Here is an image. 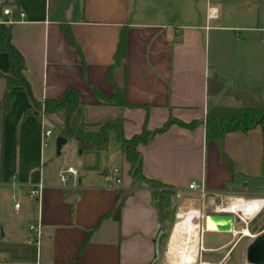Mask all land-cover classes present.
I'll use <instances>...</instances> for the list:
<instances>
[{"label":"crops","instance_id":"obj_1","mask_svg":"<svg viewBox=\"0 0 264 264\" xmlns=\"http://www.w3.org/2000/svg\"><path fill=\"white\" fill-rule=\"evenodd\" d=\"M5 8L11 16L3 15ZM62 25L69 27L82 60ZM2 26H11L34 100L76 92L89 130L119 119L129 138L144 125L161 127L170 117L198 122L193 130L171 125L138 147L144 176L172 186L178 206L195 193L188 190L191 183H202L213 196L256 199L248 202L252 211L254 202L258 208L264 201V121L246 134L225 136L233 173L221 162L217 145L205 141L203 125L208 108L240 105L232 91L264 86V0H2ZM122 27L127 28L125 70L119 67L114 79L121 85L125 74L133 108L100 105L95 95L113 93L106 70ZM8 65L0 53V99ZM212 77L223 83L210 92ZM11 93L10 110L0 116V264H155L160 218L150 190L133 185L114 134L106 151L80 153L73 142L64 153L66 141L57 155L50 139L42 146L39 118L24 115L32 108L25 89L13 87ZM68 167L78 175L61 184L59 174ZM38 182L43 185L39 203L27 197ZM123 190L132 193L123 200L119 222L99 221ZM182 209L174 211L172 222ZM36 222L40 239L28 243V225Z\"/></svg>","mask_w":264,"mask_h":264},{"label":"trees","instance_id":"obj_2","mask_svg":"<svg viewBox=\"0 0 264 264\" xmlns=\"http://www.w3.org/2000/svg\"><path fill=\"white\" fill-rule=\"evenodd\" d=\"M61 30L82 60L80 50L72 38L69 27L62 25ZM126 47L127 28L122 27L112 57V63L106 70V78L112 86L113 93L105 96L99 92H95L98 104L100 105L126 108L135 107L129 104L126 99L125 74L121 85H118L114 79L115 71L119 67L125 68L122 66V63L126 57ZM0 53L6 54L9 63L7 73L3 75L4 91L0 99V116L3 117L10 110L13 101L11 89L13 87H22L25 89L32 105L31 110L26 111L24 115L32 114L38 117L42 108L47 126L57 131V137L73 141L78 152L106 151L110 134L113 133L120 152L129 164V176L132 179L133 185L135 187H146L150 190L153 205L160 218V231L164 232L159 239V246L166 230L164 222L169 216L170 203L175 198L176 192L172 186L161 184L156 180L148 179L144 176L142 172V156L138 147L147 145L156 135L165 133L171 125L175 124L187 130H193L198 122L183 123L170 117L161 127L149 130L144 125L139 134H135L129 138H126L124 135L122 121L119 119L107 120L98 125V130H89L83 118L84 104L80 101L76 92L66 90L60 97L45 99L43 102L34 100L28 82L23 75V57L11 42V26L0 27ZM208 82L210 92L220 89L223 83L222 80L216 77L210 78ZM231 94L240 102V105L236 107L212 106L208 108L203 125L205 141L214 142L217 145L221 162L233 173L232 161L224 152V138L230 133L241 132L246 134L258 126H263L264 86L261 89L250 91L245 89L235 90ZM122 206L123 201L118 197L114 209L102 216L99 221L110 217L115 222H119ZM249 230L253 231L250 228ZM91 233L92 231L86 234V238L80 246L78 254L83 250Z\"/></svg>","mask_w":264,"mask_h":264},{"label":"rangeland","instance_id":"obj_3","mask_svg":"<svg viewBox=\"0 0 264 264\" xmlns=\"http://www.w3.org/2000/svg\"><path fill=\"white\" fill-rule=\"evenodd\" d=\"M1 1L2 0H0V4H1ZM211 53H212V49H210V57L212 56ZM47 129H50V131L52 132L49 147L54 148L56 139H57V131L53 130L52 128L48 126H47ZM71 147H73V141H68V143L63 148V152L65 153V151ZM62 158L63 157H60V160ZM231 197L236 198V196L234 195H232ZM228 200H229L228 196L219 197V196H213L210 194H206L204 197H200L199 194L197 193H191L188 196L186 205L184 207L183 206L181 207V206H178V204L174 201V198H173L172 199L173 203H171V206L169 208L168 225L166 227L165 234L159 243L158 257L156 259L155 264H167L166 246L169 240L168 238H169L171 229L174 225V222H172V216L174 214V211L177 214L178 210L181 208H183L184 211H194V212L185 213L182 209L181 210L182 212H180L179 215L199 213L200 215L199 214L198 215L201 217L199 220L201 250H199V256H198V261H197L198 264H203V263L246 264L245 263V248L250 243L251 239L249 238L240 239L239 234H230V233L221 234V233H215V232H208L204 227V222H203L204 217L214 215L217 207L225 205L226 203H228ZM263 204H264V201L261 200L257 208L254 202L256 210L254 209V211L252 212L254 215L256 211V214L250 220L251 222H249L247 225L250 229L253 230V231H250V234L253 236L259 232L264 231V207L263 209H261ZM195 212H198V213H195ZM243 226H244L243 224H238L237 229L235 230H238ZM227 253L229 256L227 255Z\"/></svg>","mask_w":264,"mask_h":264},{"label":"bare ground","instance_id":"obj_4","mask_svg":"<svg viewBox=\"0 0 264 264\" xmlns=\"http://www.w3.org/2000/svg\"><path fill=\"white\" fill-rule=\"evenodd\" d=\"M250 200L256 199L232 198L227 204L218 206L216 212L238 215L244 222L248 223L256 214L255 211L253 215L248 203ZM198 214L176 215L178 221L174 223L171 229L166 246L167 264H198L199 250H201L199 222L201 217ZM203 222L208 232H217L216 224L208 216L204 217ZM245 231V236H248L249 239L253 238V235L247 234Z\"/></svg>","mask_w":264,"mask_h":264},{"label":"built area","instance_id":"obj_5","mask_svg":"<svg viewBox=\"0 0 264 264\" xmlns=\"http://www.w3.org/2000/svg\"><path fill=\"white\" fill-rule=\"evenodd\" d=\"M2 13L5 16H11L12 15L11 10L8 9V8H5L2 11ZM209 15L211 17H213V16H215V12L210 9ZM18 17L22 19L24 17V13H22V12L18 13ZM9 23H11V21H9ZM38 118H39V122H40L41 129H42V131H41L42 146H46L48 140L51 137L52 132L50 131V129H47V124H46L45 119H44L43 109L42 108H41V111L39 113ZM113 173L116 174L117 170H114ZM77 175H78V172H77L76 169H74L72 167H68V168L64 169L62 172H60V174H59L60 183L61 184H65V183H67L69 181L70 178H75ZM119 183H120V180L116 179L115 180V184H119ZM11 185L13 187L16 186L14 180L11 181ZM188 190L199 194L200 197H204L206 195L205 188H204L202 183L201 184L191 183V184L188 185ZM42 192H43V185H42L41 182H38L37 184L29 187V189L27 191V197L29 199H32V200L37 201L39 203L40 200H41ZM176 196L179 197L178 194ZM230 199H232V198H230ZM12 208H13L14 211H18V209H19V203L14 197L12 198ZM222 214H227V213H219V212H216V210H215V214L214 215H222ZM230 215L233 217L232 231L230 232V234H239L240 235V239L248 238V236H245L244 230H246L245 232L247 234L250 233L249 227L247 225L251 221H249L247 223V222H244L238 215H236V216L233 215V214H230ZM238 224H243L244 226L241 227L238 230H235V229H237ZM28 231L32 235V238L28 240V243H31V242L37 243L38 240L40 239V236H41V233H42L40 222L29 224L28 225ZM215 233H217V232H215Z\"/></svg>","mask_w":264,"mask_h":264},{"label":"water","instance_id":"obj_6","mask_svg":"<svg viewBox=\"0 0 264 264\" xmlns=\"http://www.w3.org/2000/svg\"><path fill=\"white\" fill-rule=\"evenodd\" d=\"M66 139L57 137L55 148L58 155L61 147L66 143ZM132 190H123L121 193V200L123 201ZM182 207V204L180 205ZM209 219L216 224L217 233L227 234L232 231L233 217L230 214L222 215H210ZM178 221V217L175 216L174 223ZM163 231H159L156 239V253L158 254V242L163 234ZM0 236L2 233L0 232ZM245 263L246 264H264V231L259 232L251 238L250 243L245 248Z\"/></svg>","mask_w":264,"mask_h":264}]
</instances>
